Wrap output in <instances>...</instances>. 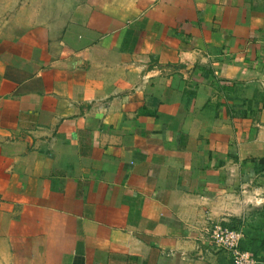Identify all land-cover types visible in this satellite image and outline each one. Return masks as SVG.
<instances>
[{"label":"crops","instance_id":"crops-1","mask_svg":"<svg viewBox=\"0 0 264 264\" xmlns=\"http://www.w3.org/2000/svg\"><path fill=\"white\" fill-rule=\"evenodd\" d=\"M264 264V0H0V264Z\"/></svg>","mask_w":264,"mask_h":264},{"label":"built area","instance_id":"built-area-1","mask_svg":"<svg viewBox=\"0 0 264 264\" xmlns=\"http://www.w3.org/2000/svg\"><path fill=\"white\" fill-rule=\"evenodd\" d=\"M209 238L216 249L229 254L232 264H260L252 254L240 249L239 231L228 229L221 223H213L209 229Z\"/></svg>","mask_w":264,"mask_h":264},{"label":"trees","instance_id":"trees-1","mask_svg":"<svg viewBox=\"0 0 264 264\" xmlns=\"http://www.w3.org/2000/svg\"><path fill=\"white\" fill-rule=\"evenodd\" d=\"M225 227H226V226H225ZM227 228H228V229H231V230H236V229H233V228L228 227V226H227ZM262 244H263V247H264V239H263V241H262ZM240 249H241V248H240ZM256 260H257V259H256ZM257 261L260 262V260H257Z\"/></svg>","mask_w":264,"mask_h":264}]
</instances>
